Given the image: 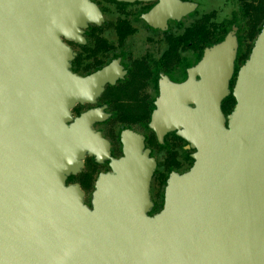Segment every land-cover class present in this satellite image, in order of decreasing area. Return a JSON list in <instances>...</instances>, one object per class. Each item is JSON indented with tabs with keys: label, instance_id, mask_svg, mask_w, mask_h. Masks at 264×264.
<instances>
[{
	"label": "water",
	"instance_id": "obj_1",
	"mask_svg": "<svg viewBox=\"0 0 264 264\" xmlns=\"http://www.w3.org/2000/svg\"><path fill=\"white\" fill-rule=\"evenodd\" d=\"M118 1H158L144 19L162 29L196 8ZM103 19L92 0H0V264H264V24L232 90L236 28L188 81L163 85L151 127L160 141L177 130L195 163L170 176L163 209L149 216L156 162L144 138L125 131L115 159L93 129L101 112L72 116L101 94L108 69L74 74L64 39L84 43ZM86 154L111 160L91 208L67 184Z\"/></svg>",
	"mask_w": 264,
	"mask_h": 264
},
{
	"label": "flooded vegetation",
	"instance_id": "obj_2",
	"mask_svg": "<svg viewBox=\"0 0 264 264\" xmlns=\"http://www.w3.org/2000/svg\"><path fill=\"white\" fill-rule=\"evenodd\" d=\"M92 1L99 7L103 14L104 19L102 23L100 25L96 23H90L88 25L82 34L85 39L84 43L67 39L64 40L74 52V57L71 61V71L74 74L82 78H87L108 69V77L103 85L101 94L96 100L93 103H77L72 109V116L78 118L92 110L101 112V119L94 122L93 129L109 142L112 158L119 159L123 156L124 144L122 141V134L125 131H131L144 138L145 149H148L150 151V157L154 158L156 169L158 167V161L153 154V148L156 142L163 145L168 136H172V139L177 143L183 141L185 143L184 149L189 151V155L184 159L185 164H183L177 156H174L175 153H170L167 158L171 157V163H174L175 167H179L178 169L192 167L195 163L194 154L196 153V149L191 148V145L178 134L177 130L169 131L165 134L163 140L160 141L156 131L151 127L154 113L158 110L157 103L162 97L163 85L166 83L180 85L188 81L190 72L199 64L205 54V50L221 42L228 33L234 30V28H236L239 48V27L233 24L231 29L226 32L224 29L219 30L218 34L220 38L217 39V37H215L205 42L201 49V58L194 64L186 65L183 57L185 53H187V51H197L200 45L197 30L202 28V26L199 25V23L202 22L205 26H210L212 21H203L204 18L206 19L204 16L200 20L197 19L193 25L187 27L183 33L174 35L172 33H167V31L170 22L179 23L184 18L194 13L200 6L198 2L194 0H181L183 2L196 4L195 10L183 16L180 20H168L166 28L162 29L161 27H154L144 19V15L149 13L158 1L124 2L118 0H103L124 4L143 3L152 5L140 18L150 28L164 33L160 41L163 47L128 49L126 44L130 38L137 35V27L132 25L128 19L109 21L104 26V13L100 5L94 0ZM239 2L240 5H242L244 15H246L245 19L248 24L246 32L253 35L255 43L264 24L260 23L261 17H263V0H239ZM104 27H108L114 31L116 43H110L103 37L102 30ZM237 71L236 65L235 74L230 82L231 90L234 87H232V84ZM199 79L200 77L196 76V80L198 81ZM111 119H116L118 124L122 125V127L119 128L111 125L103 130L97 127V125H102ZM142 128L145 129L147 133L141 131L140 129ZM110 163V159H104L99 162L95 155L86 154L82 171L77 175L69 176L67 179V184L80 185L85 194V204L90 208L92 206L96 181L101 173H106L111 170ZM187 171H171L166 180V184L173 173L183 174ZM75 177L77 178L76 182H68L70 178ZM92 186L93 191L88 192L87 188H92ZM150 196L152 208L149 210L148 215L154 216L163 209L165 204V191L163 196L155 197L151 195V192Z\"/></svg>",
	"mask_w": 264,
	"mask_h": 264
},
{
	"label": "rangeland",
	"instance_id": "obj_3",
	"mask_svg": "<svg viewBox=\"0 0 264 264\" xmlns=\"http://www.w3.org/2000/svg\"><path fill=\"white\" fill-rule=\"evenodd\" d=\"M97 2L105 17L104 26L109 21H114L117 19H128L132 25L136 26L138 29V33L135 37H132L128 40L126 46L128 49H140V48H160L163 45L160 44L162 40L161 37L164 33L154 30L147 26V24L140 18L141 15L147 12L152 5L143 4V3H134V4H124V3H115L113 1H103V0H94ZM199 3V8L186 18H184L181 22H170L169 29L167 33H172L174 35H178L183 33V31L194 24L197 19L204 18L203 21H212L209 25H204L202 22L199 25L202 28L197 30L198 39H199V48L197 51H187L184 57V63L186 65L194 64L197 60H199L202 56V48L205 42L217 37L220 38L218 32L221 29L224 31H228L231 29L233 24H236L239 27L238 37H239V48H238V56L236 60L237 70L242 66V64L247 60L251 49L254 44L255 38L251 33H247L246 30L248 28L247 21L242 11V5H240L239 0H194ZM219 28V29H218ZM218 29V30H216ZM103 37L106 38L110 43H116V36L112 29L108 27H104L102 30ZM251 35V36H250ZM237 75V72H236ZM236 76L233 79L232 87L235 84ZM154 95V94H153ZM235 106V105H234ZM229 108L230 103L224 106L225 114H229L233 108ZM117 126L119 128L122 125L118 124L116 119H111L102 125H97L99 129H106L109 126ZM147 133L145 129H140ZM185 143L176 142L172 139V136H168L165 139L163 145H160L156 142V145L153 148V154L158 161V167L155 170L153 175V180L151 182L150 192L152 196L160 197L164 195V191L166 188V180L171 171L184 172L187 171L190 167H184L183 169H178L179 167H175L174 163H171V157L167 158L170 153H175L174 156H177L183 164H185L184 159L188 157L189 151L184 149ZM77 181V178H70L68 180L69 183H74ZM88 192L93 191L92 188H87Z\"/></svg>",
	"mask_w": 264,
	"mask_h": 264
},
{
	"label": "trees",
	"instance_id": "obj_4",
	"mask_svg": "<svg viewBox=\"0 0 264 264\" xmlns=\"http://www.w3.org/2000/svg\"><path fill=\"white\" fill-rule=\"evenodd\" d=\"M262 10H263V17H261V20H260V23H264V0H263V3H262ZM230 103V106L229 108H232L235 104H236V101H235V98L230 95L227 99H225V101L223 102L222 104V107H223V110H224V106L226 104Z\"/></svg>",
	"mask_w": 264,
	"mask_h": 264
}]
</instances>
